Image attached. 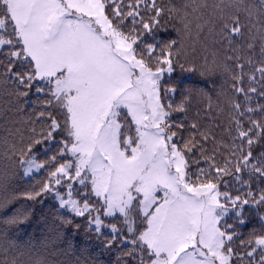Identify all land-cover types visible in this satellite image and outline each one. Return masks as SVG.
<instances>
[{
	"label": "snow or ice",
	"instance_id": "6c2138e0",
	"mask_svg": "<svg viewBox=\"0 0 264 264\" xmlns=\"http://www.w3.org/2000/svg\"><path fill=\"white\" fill-rule=\"evenodd\" d=\"M189 7L201 15V9H213L204 24L196 25L197 35L208 25L212 43L225 50L222 61L215 49L211 62L206 55L200 74H229L234 92L246 101L243 110L239 102L232 104L236 115L258 111L262 117L250 115L247 128L241 119H233L236 134L222 164L216 149L207 148L215 137L194 122L185 135L186 125L172 114L185 113L186 104L165 99L176 91L162 84L165 74L177 66L197 70L179 59L183 39L191 37ZM173 14L185 37L164 43L144 40L142 33L164 29ZM254 17H259L255 23ZM257 23L261 59L254 63L251 56L245 59L243 49L254 50ZM257 83L264 89V0H219L211 6L207 0H186L183 10L171 0L168 5L158 0H0V87L21 107L32 93L39 105V128L30 125L28 143L13 146V155L25 176L47 172L39 188L19 196L38 200L54 193L61 208L77 217L87 214L97 233L110 228L128 245L127 264H264V214H258L259 227L246 239L237 231L247 223L245 206L264 210V188L254 192L240 176L247 171L250 178L264 181V151L253 153L264 141V104L248 103ZM258 94L264 96V91ZM205 96L210 110L211 96ZM57 135L61 139L55 154L38 160L33 149L45 146L48 151L46 145ZM197 158L206 166L190 172ZM226 175L249 190L235 196L221 191ZM74 184L81 186L82 200L73 197ZM18 198L0 199V211ZM102 215L119 218L120 226L105 224ZM28 216L16 210L5 223L23 224Z\"/></svg>",
	"mask_w": 264,
	"mask_h": 264
},
{
	"label": "trees",
	"instance_id": "16d2710c",
	"mask_svg": "<svg viewBox=\"0 0 264 264\" xmlns=\"http://www.w3.org/2000/svg\"><path fill=\"white\" fill-rule=\"evenodd\" d=\"M160 5H168L169 0H158ZM186 0H171V4L176 8L183 10ZM211 6L218 4L219 0H207ZM249 4L256 3V0H248ZM213 9H201V13L191 12L187 19L191 22V37L186 38L182 31L177 15L173 14L172 19L164 29L156 31L153 35H143L144 40L148 43H164L170 40L180 41L182 37L184 48L181 50L180 63L194 64L197 68L195 72L181 70L178 66L175 71L168 75L165 74L162 84L166 87H174L175 93L170 97H165L171 103L186 104L185 113L174 112L172 119L182 122L186 125L182 130L186 135L187 126L191 123H197L201 131H209L211 136L215 137V143L210 139L207 148L209 152L216 149V159L218 163H223L229 155L232 137L235 136V125L233 119L238 118L243 121L244 128L250 126L248 117L251 115L257 120H261V114L247 113L243 117H238L232 107L234 102H239L242 110L246 101L241 95H237L232 87L233 81L230 75L222 71H216L215 74L201 75V66L204 64V57L207 55L211 62V52L215 49L218 53L219 60L224 59V49L219 44H213L209 34L208 25H205L204 31L198 34L197 24H204L206 19L210 18ZM199 17V19L197 18ZM213 22L215 18L212 17ZM259 17L253 18V23ZM261 28L259 23L252 30L255 39V48L251 52L247 48L243 49L245 59L249 56L254 63L261 59L260 48L262 41L258 35V29ZM179 31V35H178ZM248 33L245 34V43L248 42ZM207 48V51L205 49ZM232 63V62H228ZM245 71L250 72L251 68L245 63ZM258 75V74H257ZM243 86L247 90L248 78L244 77ZM11 89V84L6 86ZM257 93H251V100L248 102L251 106L256 107L264 104V96L259 95L260 84H256ZM205 94L211 96L212 108L207 109L208 103ZM28 102L22 107L16 97L8 95L3 87H0V199H10L12 196L19 198L8 205L6 209L0 211V264L4 261L15 259L18 264H32L34 260H42L44 264H127L130 260L126 256L128 245L124 244L120 236L101 230L97 233L91 224L90 217L87 214L84 217H77L74 214L65 212L60 209L52 193H46L38 200H26L20 193L34 191L46 180L47 172L42 170L40 174L25 179L23 168L17 162V156L13 155V146L19 149L23 144L28 143L31 136L30 125L39 128V121L36 120L39 111V105L33 101L37 99L35 93L24 98ZM35 121V124H33ZM229 129H232L230 132ZM59 135L55 141L45 146H37L33 149L38 160H44L55 154L58 148ZM264 151V141L253 148L254 156ZM59 159V158H58ZM198 162L192 163L189 171L194 172L197 168L205 167L203 159L197 158ZM48 167V166H46ZM242 180L249 181L251 190L259 192L264 188V181L256 175L251 178L247 171L240 174ZM227 185V187H225ZM80 185L74 184L73 197L82 200L83 193L80 191ZM221 191H229L233 196L243 194L249 190L247 184H241L232 175L223 176L220 181ZM60 192L66 191L61 187ZM91 203L96 204L94 196H90ZM19 210L20 214L29 213L26 223L7 224L5 220ZM103 211V210H102ZM258 214H264V210L257 207L245 206V216L247 223L238 225L237 231L240 238L246 239L253 228H258ZM105 224L116 223L120 226L119 218H107L102 216ZM229 222L235 223V218L229 216ZM71 220L72 224L65 221ZM78 225V227H77ZM121 235H124L121 233ZM115 236V238H114ZM110 243V246H109ZM241 255H243V250ZM258 258V257H257Z\"/></svg>",
	"mask_w": 264,
	"mask_h": 264
},
{
	"label": "rangeland",
	"instance_id": "374dc122",
	"mask_svg": "<svg viewBox=\"0 0 264 264\" xmlns=\"http://www.w3.org/2000/svg\"><path fill=\"white\" fill-rule=\"evenodd\" d=\"M41 172H42V170H41L40 172H34L31 176H25V175H24V170H23V175H24L25 179H28V178H31V177L34 176V175L40 174ZM66 192H67V190L61 192V194H62V195H66ZM52 194H53V197H54L56 203H57L58 206H59V201L55 198V194H54V193H52ZM59 207H60V206H59ZM60 209L63 210V211H65V212H69L67 209H64V208H61V207H60ZM69 213H71V212H69ZM71 214H73V213H71ZM102 216H103V215H102ZM102 216H101V219H102ZM107 218H110V217H107ZM112 218H114V217H112ZM110 219H111V218H110ZM91 225H92V224H91ZM92 227L94 228V225H92ZM102 230H105V231L111 232V231H110V228H108V227H103ZM111 233H112V232H111Z\"/></svg>",
	"mask_w": 264,
	"mask_h": 264
}]
</instances>
